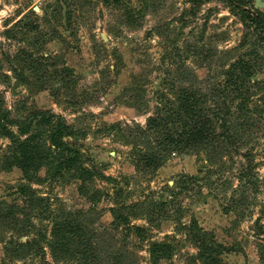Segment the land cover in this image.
I'll list each match as a JSON object with an SVG mask.
<instances>
[{
	"label": "rangeland",
	"instance_id": "rangeland-1",
	"mask_svg": "<svg viewBox=\"0 0 264 264\" xmlns=\"http://www.w3.org/2000/svg\"><path fill=\"white\" fill-rule=\"evenodd\" d=\"M250 7L260 29L222 0H0V264H264V0ZM182 86L213 98L220 136L147 166L148 120Z\"/></svg>",
	"mask_w": 264,
	"mask_h": 264
},
{
	"label": "trees",
	"instance_id": "trees-1",
	"mask_svg": "<svg viewBox=\"0 0 264 264\" xmlns=\"http://www.w3.org/2000/svg\"><path fill=\"white\" fill-rule=\"evenodd\" d=\"M222 1L239 9L242 15L250 18L256 28L260 29L261 23L258 14L250 7L252 0ZM260 37L264 45V33L260 32ZM200 91L196 88L193 89L191 86H182L177 97L178 107L172 108V106H168L166 108L168 112L167 116L158 115L148 120L145 132L150 143V148L143 157L147 166L158 167L166 157V153H171V146L176 147L180 152L188 150L197 151L220 136L216 128L218 113L209 104V99L213 98L200 93ZM42 119L48 120L49 118L48 116H43ZM30 128L31 122L25 127H21L20 131L26 133L30 131ZM64 133L65 125L59 121L57 127L50 134V141L55 147H65V142L61 138ZM152 134L153 136L155 135V138H151ZM154 139H156V145L152 146L151 143H153ZM18 148L22 152L21 158L16 154V158L13 161L17 165L20 164L21 168L24 169L26 166L23 162L29 160L32 154L28 150L27 142H19ZM64 161L65 163H69L70 159L68 158V160ZM248 175L249 172L241 174L239 179L242 181ZM194 237L207 238V235L206 233L195 234ZM214 248L211 247L209 249L215 250Z\"/></svg>",
	"mask_w": 264,
	"mask_h": 264
}]
</instances>
